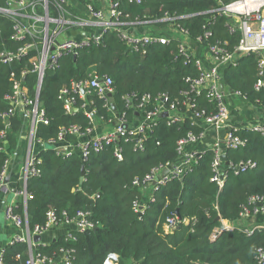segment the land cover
<instances>
[{"label":"trees","instance_id":"16d2710c","mask_svg":"<svg viewBox=\"0 0 264 264\" xmlns=\"http://www.w3.org/2000/svg\"><path fill=\"white\" fill-rule=\"evenodd\" d=\"M122 10L121 21L128 26L137 22L163 18L167 15L182 16L180 23L189 30L191 39L212 32L204 38L207 47L217 39L229 40L233 50L241 38L240 30L230 33L231 19L219 13L221 3L232 0H115ZM7 0H0L6 6ZM15 20L0 13V53L14 52L21 45L12 39ZM180 38L169 44H152L141 51H134L121 40L119 31L104 34L103 42L80 50L76 55L64 56L60 66L47 70L43 83L37 86V75L30 72L34 51L20 59L2 62L0 57V173L7 159L20 143L23 120L17 113L4 118L11 104L5 96L14 91V80L18 79L28 89L32 99L38 98L39 107L45 111L49 123H38L34 140L48 143L57 139L62 129L78 124L83 129L104 124L113 125L120 117L128 124L140 122L145 111L153 109L164 97L166 108L174 101L178 112H187L188 103L198 102L199 107L215 110L216 104L209 101L205 93L190 92L188 77H198L196 56L190 58L180 53ZM261 55L250 53L239 56L237 64L223 70L224 86L229 92L240 91L249 102L264 111V86L256 88L259 79ZM26 71L25 75L22 72ZM95 74L113 78L115 112L108 101L91 88L84 97L78 96L75 108L67 111L59 91L72 82L91 79ZM13 75V76H12ZM144 96H149L144 100ZM87 104L93 109L92 118L85 110ZM142 104V105H141ZM138 113V114H137ZM8 122V123H7ZM113 129V128H112ZM111 130V129H110ZM202 126L189 115L178 122L168 124V117L160 114L157 123L142 141L122 137L100 153H92L84 161L76 152L71 157L57 153L53 145L44 146L39 153L41 176L29 179L27 189L33 197L27 202L28 224L32 231L36 225H44L47 213L55 211L64 223L63 212L69 218H79L87 212L92 228L79 230L76 226L70 233L39 243L35 253L52 256L61 264V249L70 250L72 264H103L110 253L119 256L117 264H257V248L264 246V230L247 235L239 229L225 230L212 240L214 229L219 225L220 213L224 219L237 223L241 205L252 195H264V136L249 128H239L236 133L246 140L245 146L228 149V181L219 194L217 185L210 180L213 152L205 154L193 164L191 172L175 179L156 192V201L141 215L133 208V201L142 198L149 189L132 185L136 176H144L159 166L176 162L179 154L177 143L190 131L199 134ZM65 138L77 142L78 136L66 133ZM116 146L122 149L123 158L114 155ZM251 160L254 168L234 174L230 164ZM85 166L84 180L81 169ZM226 166V164H225ZM18 211L25 213L23 200L17 201ZM218 205V208H216ZM179 210L190 223H180L168 233L164 222ZM264 215L259 216V221ZM60 223V224H61ZM5 259L12 264H25L28 258L25 243L8 244ZM60 261V262H59Z\"/></svg>","mask_w":264,"mask_h":264},{"label":"built area","instance_id":"2783aa9c","mask_svg":"<svg viewBox=\"0 0 264 264\" xmlns=\"http://www.w3.org/2000/svg\"><path fill=\"white\" fill-rule=\"evenodd\" d=\"M137 1L140 2L141 0ZM7 4L0 6V13L10 15L15 20L14 32L11 37L23 45L19 47L16 53L2 51L0 53L1 60L2 62H11L34 51L30 72L37 75L38 87L42 85L46 71L57 69L64 56L76 55L84 48L102 44L104 34L110 30L119 31L121 40L131 46L134 51H141L152 44H169L173 39L180 38V53L186 58H190L192 54L196 56L195 62L200 75L187 78L191 85L190 92H195L198 95L202 92L205 93L208 100L216 104L215 110L201 108L195 101L188 103L187 112L180 113L177 103L174 101L169 108H166L163 103L168 98L164 97L163 101L159 102L155 108L145 111L144 119L135 124H128L123 116L118 119L113 129L86 140L81 139L90 134L96 125L83 129L78 124H72L62 129L57 139H51L46 144L37 141L43 146L53 145L57 153L64 157H71L78 152L81 158L87 161L92 153H100L122 137L137 139V146L143 149L144 137L157 123L159 115H164V112H168V124L178 122L183 115L191 116L196 123L202 126V130L199 134L190 131L186 137L179 139L177 161L166 166L156 167L144 176H136L133 179V186L150 190V193H146L142 198L134 199L133 208L137 213L142 215L150 203L156 201L155 194L163 186L175 179L183 178L186 173L192 171L193 164L207 150L190 149L189 146L199 142L210 129L220 132L212 147L209 148L213 152L210 180L217 185L219 194L223 191L229 178L226 171L229 163L224 160V154H227L228 149L246 145V140L237 134L236 130L249 128L264 136V122L262 121L244 125L232 123V98L238 97L244 101H249V99L240 91L229 92L222 83L225 67L236 65L239 56L257 53L261 55V58L259 60L260 77L256 83V88L260 89L264 86V0H232L229 3L222 2L215 9L231 19V23L228 24L230 33H235L237 30L241 32L242 36L239 43L233 50L230 49V42L226 39H217L205 47L204 38L212 36L210 30H206L203 36L191 39L189 30L180 23L179 19L182 16L178 15H167L159 19L137 22V24L150 23L153 28L149 32H136L132 28L136 27L137 24L131 28L121 21L122 10L115 0H7ZM79 5H82V8L78 9L77 6ZM72 30L77 32L76 35L68 34ZM26 73L23 71L22 75ZM113 84L114 81L111 76L95 74L91 79L75 81L71 85L61 88L59 98L64 101L68 112L74 111L78 96L84 97L87 89L90 91L91 88H94L103 98L108 99L106 93L114 92ZM149 98V96L143 97L144 100ZM5 99L11 104L9 110L3 114L5 119L21 112L24 118L33 120V131H35L38 123H49L45 111L39 107L38 98L32 99L29 96L28 89L21 80H14V91L7 94ZM87 114L92 118L93 112H87ZM124 124H127V127H124ZM66 133L78 136V141L67 140L65 138ZM5 136L6 132L2 131L0 139L5 138ZM2 148L0 146V150ZM40 152L29 154L22 166L19 186L15 191V195L23 200L25 213H20L17 202H13L5 206L4 214L6 221L22 231L14 234L9 243H25L27 245L28 258L25 264H57V259L54 261L52 256L35 253L34 248L42 242H36L34 236H41L50 227L60 224L62 221L58 214L53 210L49 211L45 224L36 225L32 231L28 224L27 202L33 195L28 192L27 185L30 178L42 174ZM114 155L119 159L123 158L120 146L115 147ZM10 158L6 160L0 173V191H5L7 185L6 175ZM230 166L234 174H239L241 170L246 171L249 168H254L256 163L248 160L240 164H230ZM165 168H169V170L163 173ZM63 214L65 216L63 222L74 223L79 230L94 226L87 220V212L81 211L78 214V219L69 218L67 212H63ZM260 215H264V195L255 194L249 198L248 202L241 205L237 223L224 219L220 213L218 214L219 225L214 229L211 239L215 240L225 230L239 229L249 236L260 232L264 230V220L259 221ZM220 221L223 223V227L220 226ZM180 223L188 224L190 219L187 217L180 219L177 214L170 215L166 218L164 226L174 230L178 228ZM67 235L74 238L70 232ZM61 251L63 253L61 264H72L69 255L70 250L61 249ZM5 253L6 249L3 248L0 252V264H12L6 261ZM256 258L257 264H264V246L257 248ZM118 260L117 254L110 253L103 264H117Z\"/></svg>","mask_w":264,"mask_h":264},{"label":"crops","instance_id":"0c3cea01","mask_svg":"<svg viewBox=\"0 0 264 264\" xmlns=\"http://www.w3.org/2000/svg\"><path fill=\"white\" fill-rule=\"evenodd\" d=\"M77 8H82V5L77 6ZM152 28L153 26L150 23H140L132 29L136 32H149ZM232 104V123L236 125H244L256 121L264 122V111L253 106L249 101H244L241 98L233 97ZM85 110L86 112H94L90 104L86 105ZM18 113L23 120V126L20 131V143L18 148L13 151V154L9 160L10 162L7 167V185L5 191H0V252L9 244L14 234L22 232L12 223L6 221L4 214L5 206L9 203H16L20 199L15 195V191L19 186V176L22 166L25 164L29 154L31 152H40L44 148L42 144L34 140L35 131H33V120L31 118H24L21 112ZM112 128L113 125L108 124L95 126L93 131L90 134L84 136L81 140L94 138L95 136L105 133ZM219 133L220 132L217 130L210 129L205 137L201 138L196 144L189 146V148L208 150L212 147ZM75 228L76 225L74 223H61L52 226L41 235V242L49 243L53 239L65 235ZM164 229L168 233L174 231L168 229L166 226H164Z\"/></svg>","mask_w":264,"mask_h":264},{"label":"water","instance_id":"95a60500","mask_svg":"<svg viewBox=\"0 0 264 264\" xmlns=\"http://www.w3.org/2000/svg\"><path fill=\"white\" fill-rule=\"evenodd\" d=\"M76 33H77V32H76L75 30H72V31H69V32H68L69 35H76ZM222 83H223V85H224V76H223V78H222ZM106 95H107L108 100H109V102H110L111 108H112L115 112H117V106H116V104H115V102H114V96H113V93H112V92H107ZM74 111H78V108H75ZM137 114H138V113H137ZM164 115L167 116V115H168V112H164ZM123 126H124V127H127V124H124ZM223 158H224V160L226 161V163H229L228 155H227V154H224ZM172 165H173V164H172ZM168 170H169V168H165V169L163 170V173L167 172ZM84 175H85V166H82V169H81V181L84 180ZM176 214H177V216H178L180 219L183 218V216L180 214L179 210L176 211ZM217 219L220 220L219 217H217ZM220 226L223 227V223H222L221 221H220ZM178 227H179V226H178ZM41 239H42V237L39 236V235H35V236H34V240H35L36 242L41 241Z\"/></svg>","mask_w":264,"mask_h":264}]
</instances>
